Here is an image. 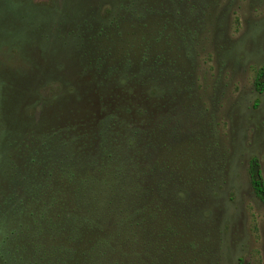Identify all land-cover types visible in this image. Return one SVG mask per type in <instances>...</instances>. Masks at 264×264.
<instances>
[{"label": "rangeland", "instance_id": "1", "mask_svg": "<svg viewBox=\"0 0 264 264\" xmlns=\"http://www.w3.org/2000/svg\"><path fill=\"white\" fill-rule=\"evenodd\" d=\"M177 87L175 145L214 171L191 194L193 264H264L248 177L256 158L264 184V0H0V264H15L2 206L30 135L87 121L99 96L106 110Z\"/></svg>", "mask_w": 264, "mask_h": 264}, {"label": "trees", "instance_id": "2", "mask_svg": "<svg viewBox=\"0 0 264 264\" xmlns=\"http://www.w3.org/2000/svg\"><path fill=\"white\" fill-rule=\"evenodd\" d=\"M180 91L157 103L140 92L139 102L106 110L99 96L87 121L42 123L25 140L24 175H12L20 185L11 181L2 206L15 264H193L203 257L191 194L201 195L214 171L175 145ZM248 177L264 202L256 158Z\"/></svg>", "mask_w": 264, "mask_h": 264}]
</instances>
